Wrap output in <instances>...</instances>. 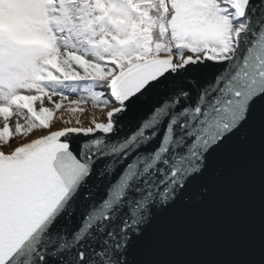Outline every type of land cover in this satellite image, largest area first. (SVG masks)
Returning a JSON list of instances; mask_svg holds the SVG:
<instances>
[{"label": "snow or ice", "instance_id": "snow-or-ice-1", "mask_svg": "<svg viewBox=\"0 0 264 264\" xmlns=\"http://www.w3.org/2000/svg\"><path fill=\"white\" fill-rule=\"evenodd\" d=\"M0 264H264V0H0Z\"/></svg>", "mask_w": 264, "mask_h": 264}, {"label": "water", "instance_id": "water-1", "mask_svg": "<svg viewBox=\"0 0 264 264\" xmlns=\"http://www.w3.org/2000/svg\"><path fill=\"white\" fill-rule=\"evenodd\" d=\"M179 227L192 234L194 242L206 246H220L226 242V226L215 214L182 218Z\"/></svg>", "mask_w": 264, "mask_h": 264}, {"label": "rangeland", "instance_id": "rangeland-1", "mask_svg": "<svg viewBox=\"0 0 264 264\" xmlns=\"http://www.w3.org/2000/svg\"><path fill=\"white\" fill-rule=\"evenodd\" d=\"M46 106H48V105L46 104ZM87 107H88V111L91 112V108L89 106H87Z\"/></svg>", "mask_w": 264, "mask_h": 264}, {"label": "trees", "instance_id": "trees-1", "mask_svg": "<svg viewBox=\"0 0 264 264\" xmlns=\"http://www.w3.org/2000/svg\"><path fill=\"white\" fill-rule=\"evenodd\" d=\"M89 107H90V105H89ZM91 108V107H90Z\"/></svg>", "mask_w": 264, "mask_h": 264}]
</instances>
